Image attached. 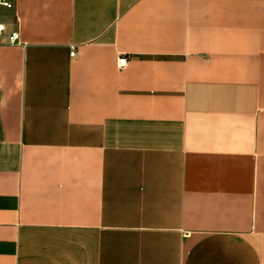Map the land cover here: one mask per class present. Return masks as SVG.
Here are the masks:
<instances>
[{"label": "crops", "instance_id": "1", "mask_svg": "<svg viewBox=\"0 0 264 264\" xmlns=\"http://www.w3.org/2000/svg\"><path fill=\"white\" fill-rule=\"evenodd\" d=\"M14 14L0 264H264V0H14L12 30Z\"/></svg>", "mask_w": 264, "mask_h": 264}, {"label": "built area", "instance_id": "2", "mask_svg": "<svg viewBox=\"0 0 264 264\" xmlns=\"http://www.w3.org/2000/svg\"><path fill=\"white\" fill-rule=\"evenodd\" d=\"M14 4V0H0V9L10 8ZM15 24L17 25V29L12 30L9 29L8 24L0 20V42H5L8 44H15V43H21V33L19 30L20 26V18L17 14H14ZM72 55L77 54V49L75 47L71 50ZM128 63V56L123 54L118 59V64L120 67H123L127 65Z\"/></svg>", "mask_w": 264, "mask_h": 264}]
</instances>
